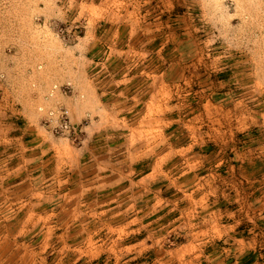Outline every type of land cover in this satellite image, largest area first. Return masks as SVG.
Returning a JSON list of instances; mask_svg holds the SVG:
<instances>
[{
    "label": "rangeland",
    "instance_id": "rangeland-1",
    "mask_svg": "<svg viewBox=\"0 0 264 264\" xmlns=\"http://www.w3.org/2000/svg\"><path fill=\"white\" fill-rule=\"evenodd\" d=\"M0 264H264V0H0Z\"/></svg>",
    "mask_w": 264,
    "mask_h": 264
}]
</instances>
